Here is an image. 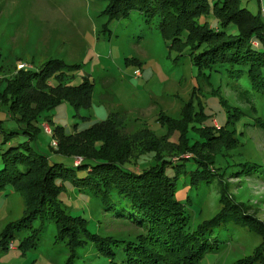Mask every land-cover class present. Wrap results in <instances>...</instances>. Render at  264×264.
<instances>
[{
  "label": "rangeland",
  "instance_id": "obj_1",
  "mask_svg": "<svg viewBox=\"0 0 264 264\" xmlns=\"http://www.w3.org/2000/svg\"><path fill=\"white\" fill-rule=\"evenodd\" d=\"M239 1L242 7L252 13H257L259 7L264 5V0ZM106 4V0H0V88L4 81L9 85H16L21 69L37 70L51 58L61 59L71 65L78 64V70L67 77V83L78 84L82 81V76L88 74L94 83L92 108L99 107L98 100L102 97L107 99L109 107L114 110L119 108V111H124L131 119L136 118L137 122L127 123V128L121 127L125 123L124 118L118 119L121 124L116 127L120 134L127 135L134 152L155 148L149 133L139 127L133 128L140 124L149 126L160 140H167L171 136L172 141L177 144L181 140H184L185 146L202 144L199 129L212 127L213 118L219 127L227 122L229 114L224 104L226 98L233 107V120L242 114L241 119L227 126L242 134H239L241 145L230 150V155L226 156L228 163L223 156L220 157L223 165L230 163L231 168H235V162L248 161L259 165L256 166L255 173L226 174L227 194L237 201L235 203L248 205L247 211L264 223V128L258 125L260 118L264 120V92L252 91L246 78L240 79L237 82L239 84H236L226 78L227 75L223 74L225 77L214 71L208 77L204 73L199 75L189 55H180L158 30L157 15L153 17L154 24L151 25L146 24L145 17L139 11L108 21L103 14ZM261 11V15H264L263 8ZM200 21H207L213 29H218L212 14L202 16ZM225 30L230 33L236 31L233 24ZM134 57L140 64L133 62ZM136 68H140L139 77L134 75ZM32 83L35 84L34 81ZM113 97L114 100L111 101L110 98ZM8 103L7 98L0 95L1 128L4 132H13L8 135L7 142H3L6 135L0 132V169L3 167L1 153L9 146L28 140L22 130L23 124L10 118ZM195 103L202 104L204 119L196 121L193 114L187 116L184 126L182 125V134L177 126L181 121V114ZM86 113L84 109L76 112L67 102L60 103L39 118L40 132L29 144L37 151L47 154L49 162L74 167L71 157L50 148L57 145L56 139L52 138L51 126L61 125L66 133H71L76 128L75 124L78 131L108 118L106 114L99 113L82 119L81 116ZM44 115H51L52 122L42 121L45 120ZM152 154L154 153L150 152L143 156L151 159ZM170 155L182 159L190 156L191 159L194 158L193 153L180 150H174ZM218 158L219 156L217 166L220 165ZM73 160L74 164H78L81 157L76 156ZM185 162L187 171L195 168ZM210 167V171L214 173V166ZM174 168H169L170 176L175 174ZM84 174L85 171H77L79 177ZM190 180L189 174L179 175L175 197L186 203L187 229L192 231L220 209V182L216 176V179L208 183L189 188ZM59 183L62 185L59 198L71 210L72 215L80 214L87 220L85 226L90 232H100L114 242V249L125 245L127 241H135V237L141 232L140 228L127 219L117 218V214L105 208L101 194L97 193L92 197L72 184L71 180H59ZM109 193L112 199L117 200L115 193ZM187 195L192 204L187 202ZM24 207L23 198L18 192L9 186L2 188L0 231L8 222L21 218ZM38 219L33 221V227L40 224ZM29 232V229H22L14 234L15 246ZM58 232L53 222H46L38 233L39 239L35 247L23 253L19 248L0 252V264H66L70 248L66 239L60 240ZM214 235L218 240L217 247L207 251L196 264H234L238 259L251 255L262 240L260 235L245 226L216 227L210 234L212 237ZM75 251V257L69 264L119 262L117 255L106 263V257L99 255L92 243ZM254 264H259V261Z\"/></svg>",
  "mask_w": 264,
  "mask_h": 264
},
{
  "label": "trees",
  "instance_id": "obj_2",
  "mask_svg": "<svg viewBox=\"0 0 264 264\" xmlns=\"http://www.w3.org/2000/svg\"><path fill=\"white\" fill-rule=\"evenodd\" d=\"M106 1L103 14L108 21L124 18L132 11H139L146 22H151L157 15L158 30L177 52L189 55L199 75L204 73L207 76L214 71L227 75L224 76L236 84L246 78L252 91L264 92V17L260 10L252 13L242 7L239 0ZM208 14L214 16L218 29H213L207 21H200ZM230 24L235 26L236 31L230 33L225 30ZM78 66L51 58L37 70L21 69L16 85L4 81L0 88V95H4L9 102L7 110L10 118L21 122L23 133L28 136V140L9 146L1 153L0 190L5 186L11 187L22 196L25 207L21 218L8 222L0 231V248L5 250L14 234L22 229H29L30 233L20 240L19 247L22 251L34 247L44 224L53 222L60 240L66 239L70 248L66 264L75 257V250L89 243L99 255L107 258L106 263L118 255L119 262L112 261L113 264H196L207 251L217 247L216 236H210L212 230L226 228V225L245 226L260 235L262 240L251 255L238 259L234 264H254L258 261L264 264V223L247 211L248 205L235 203L237 201L227 194L226 174L255 173L259 165L249 161L251 165L247 169V162H235V168H231L230 163L223 165L220 157L223 156L228 163L226 156L230 155V150L241 145L239 134H242L227 126L236 123L242 114L233 120V107L226 98L224 104L229 115L225 125L199 129L202 144L185 146L184 140H181L180 144L168 148L170 153L174 150L193 153L194 158L190 156L189 160L162 155L157 146L161 140H153L155 148L134 152L127 135L118 132L116 127L120 122L114 117L73 133H66L61 125L51 126L52 138L56 139L57 145L50 148L71 157L74 167L49 162L47 154L29 144L40 132L39 118L43 113L62 102H67L76 110L89 106L92 82L86 77L76 85L62 82L63 76H68L67 73ZM197 104L199 109L189 105L182 112L177 125L182 134L187 116L193 114L196 121L204 119L202 104ZM44 117L42 121L52 122L51 115ZM1 122L0 132L6 135L3 142H7L8 135L13 132H4ZM258 125L264 128V120L260 118ZM150 152L154 153L150 155L151 159L143 156ZM76 156L81 157L78 164H74ZM217 156L219 166L216 165ZM185 161L195 168L187 171ZM211 165L215 167L212 168L220 182V209L213 217L189 231L186 203L175 197L176 181L180 174H189V188L208 183L216 179L210 171ZM171 167H175L172 176L168 173ZM79 170L86 174L79 177ZM59 180H71L72 184L92 197L101 194L105 208L117 214V218L127 219L140 228L135 241H127L114 249V242L100 232H90L85 226L87 220L80 214L72 215L59 198L62 190ZM110 191L116 194L117 200L112 199ZM186 199L192 204L188 195ZM37 218L40 224L33 227L32 223Z\"/></svg>",
  "mask_w": 264,
  "mask_h": 264
},
{
  "label": "crops",
  "instance_id": "obj_3",
  "mask_svg": "<svg viewBox=\"0 0 264 264\" xmlns=\"http://www.w3.org/2000/svg\"><path fill=\"white\" fill-rule=\"evenodd\" d=\"M263 8V10H264V5L263 6H261V7H259V10L261 11V9ZM262 12V11H261ZM262 16L264 17V15L262 14ZM107 18V17H106ZM114 20V19H113ZM111 21V20H110ZM146 22V21H145ZM146 24H149V25H151V24H154V22H146ZM156 25H157V23H156ZM179 53V52H178ZM180 54V53H179ZM181 55V54H180ZM133 62H135L136 63V65H138V64H140V61L136 58V57H134V60H133ZM139 67V66H138ZM80 69H81V67H79ZM78 69H76V70H73V71H70V72H68L67 74H69L68 76H63V79H62V82L64 83V84H68L67 83V77H70L75 71H77ZM215 73H218V72H215ZM218 74H220V75H222V76H224L223 74H221V73H218ZM134 75L136 76V77H139L140 75H141V71H140V68H136L135 70H134ZM87 78L90 82H92L90 79H89V75L88 74H84L83 76H82V80L84 79V78ZM80 83V82H79ZM72 85H76V84H72ZM201 87V86H200ZM206 87H207V85H206ZM206 87H204V88H206ZM93 89H94V83L92 82V91H91V101H90V104H89V106L88 107H85V108H79V109H77L76 110V112H78V110H80V109H84L87 113L84 115V116H81V118L82 119H85V118H87V117H90L92 114L93 115H99V113H101V115L102 114H106L107 116H108V118L109 117H114L115 119H122V118H124L123 120L125 121V123L121 126V127H123V128H127L126 127V124L127 123H130L131 121H133V122H137L135 119L136 118H134V119H131L129 116H127V114L126 113H124V111H119L120 109L119 108H117V110H114V108H111V107H109V105H107L106 104V100L107 99H103L102 97L100 98V100H98L99 101V103L97 104L99 107H91L92 106V99H93ZM210 92H212V89H210ZM111 99V101H113L114 100V97L113 98H110ZM106 104V105H105ZM194 106H196V110H197V107H198V109H199V106H198V104L197 103H195L194 104ZM195 110V111H196ZM152 114H153V112H152ZM152 114H150V115H152ZM54 115V114H53ZM181 118H182V114H181ZM180 118V119H181ZM241 119V118H240ZM101 121H103V120H101ZM119 122H120V124H121V120H118ZM213 121H214V123H213V126L214 127H219V126H217L218 124H217V122L215 121V118H213ZM99 122V121H98ZM44 123V122H43ZM96 123V122H95ZM94 124V123H93ZM92 124V125H93ZM56 125H58V124H56ZM76 125V128H74V131H76V129H77V124H75ZM91 126V125H90ZM137 127H139L141 130H146V132H148L150 135H151V137H152V140H157V141H160V139H158V138H156V136H155V132L149 127V126H147V125H145V124H140L139 126H135V127H133V128H137ZM132 128V127H131ZM132 128V129H133ZM131 130V129H130ZM73 131V132H74ZM72 132V133H73ZM162 135V134H161ZM171 137V136H170ZM170 137H168L167 138V140H161L160 142H158L159 144H157V146H158V151H160V152H162L163 154L162 155H164L165 157H170V151L168 150V148L169 147H171V146H174V145H177V143H175L174 141H172V139L170 138ZM176 141H178L177 139H176ZM79 190H81V189H79ZM81 191H84V190H81ZM86 192V191H85ZM30 233V232H29ZM29 235V234H28ZM260 237V236H259ZM39 239V238H38ZM38 239H37V241L36 242H38ZM14 240V237H13V239L8 243V245H7V248L5 249V250H7V249H12V250H15V249H17V248H19L21 251H22V249L19 247V244H20V240H19V242H18V244H17V246H15V242L13 241ZM37 244V243H36ZM36 244H35V246H36ZM34 246V247H35ZM31 248H33V247H28L26 250H29V249H31ZM5 250H3V249H1L0 248V252H3V251H5ZM25 250V251H26ZM25 251H22V253L23 252H25Z\"/></svg>",
  "mask_w": 264,
  "mask_h": 264
},
{
  "label": "built area",
  "instance_id": "obj_4",
  "mask_svg": "<svg viewBox=\"0 0 264 264\" xmlns=\"http://www.w3.org/2000/svg\"><path fill=\"white\" fill-rule=\"evenodd\" d=\"M48 130L46 129V132H47ZM173 159H175V157L173 158Z\"/></svg>",
  "mask_w": 264,
  "mask_h": 264
}]
</instances>
